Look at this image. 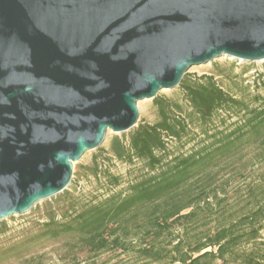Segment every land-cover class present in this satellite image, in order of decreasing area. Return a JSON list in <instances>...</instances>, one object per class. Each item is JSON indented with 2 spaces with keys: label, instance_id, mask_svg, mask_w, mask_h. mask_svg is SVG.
<instances>
[{
  "label": "water",
  "instance_id": "obj_1",
  "mask_svg": "<svg viewBox=\"0 0 264 264\" xmlns=\"http://www.w3.org/2000/svg\"><path fill=\"white\" fill-rule=\"evenodd\" d=\"M264 60V0H0V221L194 65Z\"/></svg>",
  "mask_w": 264,
  "mask_h": 264
},
{
  "label": "trees",
  "instance_id": "obj_2",
  "mask_svg": "<svg viewBox=\"0 0 264 264\" xmlns=\"http://www.w3.org/2000/svg\"><path fill=\"white\" fill-rule=\"evenodd\" d=\"M256 86L236 97L214 75L185 74L179 87L187 115L178 102L157 95L160 119L134 127L129 145L119 135L112 140L117 159L141 160L146 172L79 209L64 190L57 195H65L61 218L51 209L39 228L1 244L0 264H51L42 250L49 244L58 247L55 264H124L123 255L158 264H264V172L256 177L254 163L264 160V93L258 91L264 74ZM221 110L240 120L215 128ZM196 123L206 139L172 155L165 138L182 141ZM228 167L233 170L224 175ZM92 170L111 189L122 184V175L102 170L96 159ZM240 177L247 182L231 196L228 187Z\"/></svg>",
  "mask_w": 264,
  "mask_h": 264
},
{
  "label": "rangeland",
  "instance_id": "obj_3",
  "mask_svg": "<svg viewBox=\"0 0 264 264\" xmlns=\"http://www.w3.org/2000/svg\"><path fill=\"white\" fill-rule=\"evenodd\" d=\"M186 74L189 75L190 78H195L196 76L203 74L214 75L219 84L236 97H242L243 95L249 96L250 93L253 94L255 92L257 89L256 85L264 74V60L246 62L244 60H236L230 57L222 56L206 64L194 65L189 68ZM258 91L263 94L264 88L259 87ZM158 96L165 97L173 102H178L183 108L181 114L184 116L190 111V106L185 93L179 86L173 89H163L158 93ZM138 106L140 115L137 125L146 122L154 123L160 119L158 107L155 104L154 98L141 100L139 101ZM176 113L179 114L180 112ZM223 119L226 120V123L222 122ZM239 120V115L234 113L229 114L227 111L221 110L219 115L215 118L213 124L215 128L218 127V129H227L232 125V123ZM215 128L212 127V131ZM131 130L122 133L108 131L104 141L98 148L86 151L81 159L75 162L74 176L67 190L72 193V196L75 198L76 209H79L91 201H97L104 198L111 192V190L116 191L126 187L131 180H134L142 173L146 172L147 168L143 161L135 159V162L130 164L127 161L117 159L111 151V143L116 135H119L124 140L125 144L129 145ZM200 132L201 127L198 123H196L192 124L190 135L182 141L175 140L172 137H166L165 140L172 152V155L187 153L194 147L198 146L204 138V134H200ZM250 155L252 156L253 153ZM95 159L102 170L109 167L113 173L122 175V184L117 188L111 189L107 185L106 178L103 173H101L100 177L95 176L92 170ZM254 163L256 170L255 176L258 177V175L264 172V160L260 157L256 159ZM232 170V167L226 168L224 175H228L232 172ZM246 182V179L243 177H240L232 182L228 187L230 195L232 196L236 187H244ZM245 189L246 188L243 190ZM64 197L65 195L58 197L54 196L51 199L39 202L24 214L12 215L4 220H1L0 245L9 244L11 241L20 238L22 235L30 232L31 230L39 228L40 224L46 220L48 215H50L51 209H54L57 218H61L66 204ZM3 223L7 225L6 231H2ZM57 249L58 247L53 246L52 244L46 245L42 249L48 254L45 258L46 262L51 264L56 263L58 258ZM111 254L112 253L106 254L104 257L110 256ZM122 257H126L124 264H158L142 259L135 261L133 257L128 258L126 255H123Z\"/></svg>",
  "mask_w": 264,
  "mask_h": 264
},
{
  "label": "built area",
  "instance_id": "obj_4",
  "mask_svg": "<svg viewBox=\"0 0 264 264\" xmlns=\"http://www.w3.org/2000/svg\"><path fill=\"white\" fill-rule=\"evenodd\" d=\"M258 83H259V81H258Z\"/></svg>",
  "mask_w": 264,
  "mask_h": 264
}]
</instances>
